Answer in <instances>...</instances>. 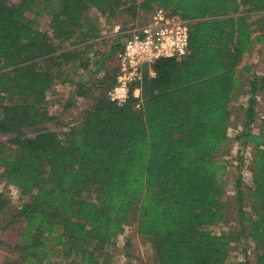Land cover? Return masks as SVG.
<instances>
[{
  "label": "trees",
  "instance_id": "1",
  "mask_svg": "<svg viewBox=\"0 0 264 264\" xmlns=\"http://www.w3.org/2000/svg\"><path fill=\"white\" fill-rule=\"evenodd\" d=\"M158 7L188 20V52L145 66L139 97L118 105L107 92L122 42L98 48L94 14L109 25ZM38 16L48 18L46 30ZM255 43L264 44V0H0V181L19 195L12 208L0 192V223L18 225L2 264H113L130 219L151 244L150 264H264V111L252 129L264 74L243 84L236 70ZM56 84L91 100L60 131L43 126L55 119L47 95ZM242 92L237 225L213 232L228 216L224 152L230 102ZM244 240L252 260L247 250L231 256Z\"/></svg>",
  "mask_w": 264,
  "mask_h": 264
},
{
  "label": "rangeland",
  "instance_id": "2",
  "mask_svg": "<svg viewBox=\"0 0 264 264\" xmlns=\"http://www.w3.org/2000/svg\"><path fill=\"white\" fill-rule=\"evenodd\" d=\"M33 16V15H31ZM94 17L97 19V26L101 31V35L98 38V48L105 49L108 48L109 44L116 39H119L120 42H123V35L125 31L131 27L132 22L129 21L125 15H123L118 22L107 25L104 22V18L98 14H94ZM141 20L145 18V15L140 14ZM257 15L253 14L251 19H256ZM123 21H127L126 30L122 29ZM37 22L39 28L42 30L47 29L48 18L46 16H38ZM259 31H255L253 34H258ZM71 47V45H67ZM264 57V44L255 43L253 50L243 55V58L236 70L237 73L241 76V81L243 84H246V80L250 78L251 74L254 72L259 75L264 74V62L262 61ZM248 67L249 69H247ZM79 76L75 77L76 80H83L85 72L79 70ZM95 79V78H94ZM86 79H84L85 81ZM87 82H93V80H86ZM89 83V84H90ZM244 90L246 87H243ZM75 87L69 84H56L48 93V110L49 113L55 117V119L50 120L43 124L44 127L54 130H65L66 125L77 123L82 115L83 111L89 107L91 100L87 97H75L74 96ZM247 94L242 92L240 95L236 96L230 102L231 110V125L228 130V141L225 144V149L227 152H224V159L227 163L228 173L225 176V195L224 200L228 209V216L223 221L218 224L209 227L213 232H220L222 230H229L236 227V216H237V202L235 198V179L237 176V166L240 165L238 160L239 152H237L239 145L235 140V136L238 130L241 128L243 119L245 118L244 108L247 102ZM72 102L71 105L68 104ZM257 115L253 123V131L258 132L259 118L261 113L264 111V97L259 95L257 97L256 103ZM6 146L10 147L9 144ZM9 150V149H7ZM244 160L242 161L243 165L239 174L241 175V180L245 184L250 183V174H249V160L250 156L247 155L246 151L243 155ZM0 192H3L5 196L10 200L12 208L19 205V195L17 190L13 186H9L0 181ZM248 202L245 203V206ZM247 207V206H246ZM246 210H249L248 207ZM3 216V214H0ZM135 221L132 219L129 220V223L125 226L124 232L119 235L116 239L117 248L120 249V252H116L113 256V264H138L143 262L144 264H150L153 258V251L149 240L136 232ZM18 232V225L4 228V225L0 223V264L3 263L4 259L11 257L9 253L10 244L16 241ZM129 242V257L125 254L127 252V247L125 246L126 242ZM253 243L249 240H244L240 242H234L231 245V256L238 257L239 259L244 258V250H247V255L250 257V260L253 258L252 254Z\"/></svg>",
  "mask_w": 264,
  "mask_h": 264
},
{
  "label": "built area",
  "instance_id": "3",
  "mask_svg": "<svg viewBox=\"0 0 264 264\" xmlns=\"http://www.w3.org/2000/svg\"><path fill=\"white\" fill-rule=\"evenodd\" d=\"M141 18L126 30L127 36L116 55V81L107 94L109 100L118 105L124 104L130 93L139 97L137 92L145 66L160 58L181 57L188 52V20L161 7ZM246 153L251 155L250 146Z\"/></svg>",
  "mask_w": 264,
  "mask_h": 264
},
{
  "label": "crops",
  "instance_id": "4",
  "mask_svg": "<svg viewBox=\"0 0 264 264\" xmlns=\"http://www.w3.org/2000/svg\"><path fill=\"white\" fill-rule=\"evenodd\" d=\"M254 47V46H253ZM252 50H253V48H252ZM248 53V52H247ZM137 94H139L140 95V90H139V92H137ZM84 98H86V97H84Z\"/></svg>",
  "mask_w": 264,
  "mask_h": 264
}]
</instances>
